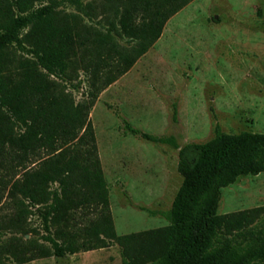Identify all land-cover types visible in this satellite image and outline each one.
I'll use <instances>...</instances> for the list:
<instances>
[{"label":"trees","instance_id":"16d2710c","mask_svg":"<svg viewBox=\"0 0 264 264\" xmlns=\"http://www.w3.org/2000/svg\"><path fill=\"white\" fill-rule=\"evenodd\" d=\"M64 1L0 0V192L14 207L0 229L35 232L27 219L37 211L48 232V244L11 235L0 254L22 263L117 244L122 264H264V205L218 212L222 187L264 171V133L217 129L178 146L128 126L178 148L182 180L165 225L114 228L89 110L191 0H66L76 13ZM110 14L106 31L84 22ZM80 73L87 90L76 100L67 84Z\"/></svg>","mask_w":264,"mask_h":264},{"label":"rangeland","instance_id":"374dc122","mask_svg":"<svg viewBox=\"0 0 264 264\" xmlns=\"http://www.w3.org/2000/svg\"><path fill=\"white\" fill-rule=\"evenodd\" d=\"M60 9L77 12L66 0ZM111 19L112 14L84 17V22L106 31ZM67 88L81 99L87 90L83 75ZM89 118L116 233L165 225L162 212L171 207L182 180L178 148L144 139L128 126L173 137L178 146L207 141L217 129L264 133V0H191L166 21L160 37L130 69L98 94ZM6 193L0 192V223L14 211ZM257 205H264V171L240 175L221 188L219 213ZM27 221L35 232L0 229V245L11 235L47 243L40 213ZM0 264H122V257L113 244L22 263L0 254Z\"/></svg>","mask_w":264,"mask_h":264}]
</instances>
